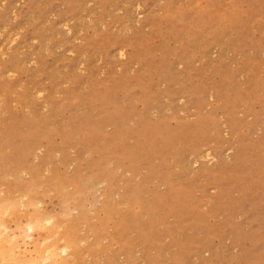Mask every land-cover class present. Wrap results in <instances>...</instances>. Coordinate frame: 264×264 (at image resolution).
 Returning a JSON list of instances; mask_svg holds the SVG:
<instances>
[{
  "label": "rangeland",
  "instance_id": "obj_1",
  "mask_svg": "<svg viewBox=\"0 0 264 264\" xmlns=\"http://www.w3.org/2000/svg\"><path fill=\"white\" fill-rule=\"evenodd\" d=\"M0 155L34 260L264 264V0H0Z\"/></svg>",
  "mask_w": 264,
  "mask_h": 264
},
{
  "label": "bare ground",
  "instance_id": "obj_2",
  "mask_svg": "<svg viewBox=\"0 0 264 264\" xmlns=\"http://www.w3.org/2000/svg\"><path fill=\"white\" fill-rule=\"evenodd\" d=\"M5 166L7 167L8 163H6L4 161V158L0 155V167H5ZM1 179H2V173L0 172V180ZM33 181H34V178H30V179H26L25 181H23V183H21L25 187L23 195H27L28 196V194L31 193V191H32L31 189H32V186H33ZM58 191H59V188H58ZM7 192H10L9 188H8ZM4 193H5V191H4ZM4 195H6V194H4ZM16 195L18 196V194H16ZM3 199H4V196L3 197L1 196L0 197V202H1V205H0V264H46L47 261L45 263L44 262L45 259L37 258L38 260H34L33 258L35 256H32V254H29L30 253V249L29 248H28L29 250L27 249L28 253L26 251L27 243L30 242V243L34 244V239H36V238H31L32 242H31V240H29L30 239L29 236H30V233L32 231H35V232L37 231V232H40V233H42V232L46 233L48 231V230H46V228H42V226L44 224L41 225V221H43V219L45 220V218L42 217L43 214L41 215L38 211H35V207H33L34 210H33V208H31V204L29 203V200L31 198L28 201L27 200L24 201L22 199L23 201L21 200V201L18 202L20 204L22 203L24 205V206L22 205L23 207H26L25 209H23L21 211V213H17L19 211L16 210L17 207L15 208V205L17 204V201H13V203H10V201L6 199L7 201H9L10 204L8 203V205L7 204L4 205V204H2V202H5L6 200L2 201ZM11 201H12V199H11ZM63 203H62V205H63ZM32 204H34V203L32 202ZM35 204H36V202H35ZM37 210H38V208H37ZM6 212H7V214H6ZM61 212H60V214H61ZM67 212L65 211L64 215ZM4 214H6V215L9 214V215H8L7 218H3ZM45 214H47V213H44V216L46 217ZM53 217L55 218L56 216H53ZM54 218H53V220H54ZM46 219H47L48 222L52 221L51 218H47L46 217ZM9 220H10V222H9ZM58 224H59V222H58ZM60 225H61V222H60ZM56 226H59V225L56 224ZM55 228H57V227H54V229ZM43 229H45L46 231H44ZM50 229H51V227H50ZM51 231H52V229H51ZM54 231H56V230H54ZM49 232H50V230H49ZM49 232L46 233V234H49ZM65 233L70 235L69 234L70 233V229H68V230L65 229ZM40 236H41V238L43 237L42 235H40ZM70 237H67L68 239L66 241L72 240V238L70 239ZM41 238H39V239H41ZM58 240H59V238H58ZM50 243H49V245L51 246ZM49 245L44 246V247L48 248ZM55 248H57V247H55ZM61 248H64V246H62ZM31 249H33V248L31 247ZM52 249H49V251H51ZM57 249H60V248H57ZM66 251H67V249H66ZM53 252H54V250H53ZM40 253L41 252H39V254H37V252H36V254H37L36 256H39V255L40 256L41 255L45 256L44 253H42V254H40ZM46 253H47V251H46ZM55 253L51 254V253L48 252V254H50L49 257L52 259L51 255H55ZM60 254H59V256H60ZM31 256L33 258H31ZM41 258H43V257H41ZM50 258L49 259L46 258V259L50 260ZM54 258H56V257H54ZM41 260H44V261L41 262ZM63 263H65V261H61V260L57 261V260H55L54 263L51 262L49 264H63Z\"/></svg>",
  "mask_w": 264,
  "mask_h": 264
}]
</instances>
